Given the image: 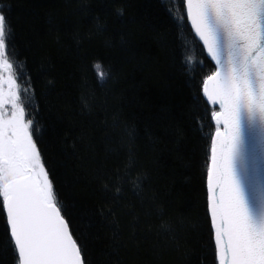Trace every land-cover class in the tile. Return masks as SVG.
Returning a JSON list of instances; mask_svg holds the SVG:
<instances>
[{
    "label": "trees",
    "instance_id": "trees-1",
    "mask_svg": "<svg viewBox=\"0 0 264 264\" xmlns=\"http://www.w3.org/2000/svg\"><path fill=\"white\" fill-rule=\"evenodd\" d=\"M0 5L25 116L85 264H218L206 188L216 108L202 91L214 65L184 0ZM0 264H18L2 208Z\"/></svg>",
    "mask_w": 264,
    "mask_h": 264
},
{
    "label": "snow or ice",
    "instance_id": "snow-or-ice-1",
    "mask_svg": "<svg viewBox=\"0 0 264 264\" xmlns=\"http://www.w3.org/2000/svg\"><path fill=\"white\" fill-rule=\"evenodd\" d=\"M186 15L216 64L204 80V93L219 111L208 170L211 221L218 264H264V200L259 213L238 170L244 129L264 128V0H185ZM0 5V71L13 65L5 56L11 29ZM180 19L183 16L179 17ZM191 62V58H189ZM97 80L108 72L93 65ZM0 77V208L18 264H85L66 210L25 120L27 89ZM211 84V88L209 85ZM5 104H11L7 115Z\"/></svg>",
    "mask_w": 264,
    "mask_h": 264
},
{
    "label": "water",
    "instance_id": "water-1",
    "mask_svg": "<svg viewBox=\"0 0 264 264\" xmlns=\"http://www.w3.org/2000/svg\"><path fill=\"white\" fill-rule=\"evenodd\" d=\"M184 4H185V0H184ZM185 9H186V4H185ZM188 22L194 34L196 35V37L202 44L206 56L214 65L213 71L205 77L206 79L209 75H211L213 72L216 71L217 66L215 62L210 58V55L207 53L206 47L203 45V42L199 39V36L196 34L195 28L192 25L191 20L188 19ZM209 87L211 88V84L209 85ZM203 89H204V81L202 85L203 95L206 101L208 102V104L215 107L216 111H219V105L218 104L213 105L211 101L207 99V96L205 95ZM213 122L215 123L214 119H213ZM215 133H216V128L211 138L209 164H208V169H207V174H206L207 204H208L210 223H211V228H212V233H213V240H214V228H213V224L211 221L210 191L208 187V170L212 166V159H211L212 140L215 138ZM237 166H238V170L240 172L241 178L244 181L246 190H249L250 195L254 197L255 199L254 211L259 213L260 208H261V201L264 200V128H262L258 123L253 124L251 126L250 131L247 126L244 129V143L242 145L241 158L238 161ZM215 252H216V258L218 262L216 246H215Z\"/></svg>",
    "mask_w": 264,
    "mask_h": 264
},
{
    "label": "rangeland",
    "instance_id": "rangeland-1",
    "mask_svg": "<svg viewBox=\"0 0 264 264\" xmlns=\"http://www.w3.org/2000/svg\"><path fill=\"white\" fill-rule=\"evenodd\" d=\"M5 56H6V58L8 59L6 49H5ZM8 61H9V59H8ZM9 63H11V62L9 61ZM11 64H12V63H11ZM10 75H11L13 78L16 79V84L20 86V83H19V81H18V79H17V73H16V70L14 69V67H12L11 70L4 69L3 71H0V77H2V78H3V81H4L3 84L8 85L7 81H8V78H9ZM8 87H9V86H7V87L4 86V87H3V88H4V91H5V94H6V97H7V93H8V91H9V88H8ZM20 90H21V87H20ZM4 107H5V109L7 110V115L10 116V115H11V111H12V106H11V104H5ZM25 120H27L26 116H25Z\"/></svg>",
    "mask_w": 264,
    "mask_h": 264
},
{
    "label": "flooded vegetation",
    "instance_id": "flooded-vegetation-1",
    "mask_svg": "<svg viewBox=\"0 0 264 264\" xmlns=\"http://www.w3.org/2000/svg\"><path fill=\"white\" fill-rule=\"evenodd\" d=\"M4 86H6V87H7L8 85H6V84H3V87H4ZM8 88H9V87H8Z\"/></svg>",
    "mask_w": 264,
    "mask_h": 264
}]
</instances>
